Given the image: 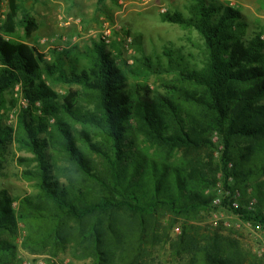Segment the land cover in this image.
Here are the masks:
<instances>
[{"label": "trees", "instance_id": "1", "mask_svg": "<svg viewBox=\"0 0 264 264\" xmlns=\"http://www.w3.org/2000/svg\"><path fill=\"white\" fill-rule=\"evenodd\" d=\"M162 18L195 29L205 57L198 67L180 49L169 48L166 64L154 66L144 55L148 73L178 75L168 95H152L137 85L126 92V77L104 42L79 50L89 67L79 69L78 58L71 57L75 49H54L49 59L16 37L24 28L30 38L39 29L36 18L19 0H0V108L5 93L21 85L29 105L21 110L16 140L34 154L36 166L24 174L37 178L39 188L21 199L18 211L8 191L0 190V237L16 234L19 220L30 230L39 222L44 228L35 235L38 243L49 239L62 248L75 243L84 257L109 264L116 251L125 261L127 251L148 248L149 239L166 229L162 222L171 229L180 223L177 264H264L221 228L195 223L214 208L209 190L221 180L230 189L231 176L242 175L244 183L264 177V30L247 36L241 12L221 8L218 1L197 0L189 14L169 10ZM48 79L83 87L94 111L82 109L80 89L61 95ZM65 117L84 128L71 129ZM95 130L101 140L94 141ZM75 133L84 145H77ZM12 136L13 129L0 122V147ZM49 144L70 163L61 172L67 184L52 174ZM238 160L242 171L229 167ZM255 191L254 210H231L264 226V180ZM13 249L0 242V264H9L3 259Z\"/></svg>", "mask_w": 264, "mask_h": 264}, {"label": "rangeland", "instance_id": "2", "mask_svg": "<svg viewBox=\"0 0 264 264\" xmlns=\"http://www.w3.org/2000/svg\"><path fill=\"white\" fill-rule=\"evenodd\" d=\"M197 0H19L39 23V29L26 39L24 28H19L17 38L25 39L35 45L41 52L48 54L49 59H54L53 50H72L71 57L78 58L79 69L90 66V60L81 51H92L96 42H104L107 49L113 54L117 65L125 75V90L131 92L137 85L139 90L148 89L152 95L159 93L168 95L167 86L175 82L178 75L174 72L148 73L144 64V55L151 58L154 66L166 64V49L181 50L186 57L198 67L204 59L203 40L195 29L184 28L178 24L164 21L162 15L169 10H181L189 14L190 5ZM218 1L221 8L231 7L241 12L247 23V36L264 30V0H207ZM7 2H5V7ZM264 38V33L262 34ZM129 66L123 64V62ZM136 71V72H134ZM134 72V73H133ZM48 82L61 94L68 93L70 88L81 91L80 105L84 111H94L93 97L86 95V90L79 86H69L56 83L50 79ZM92 98V99H91ZM29 102L23 92L22 86L17 85L5 93V103L0 108V122L3 126L13 129L12 138L0 147V190L6 189L14 199L13 207L16 211L20 208L23 197L36 194L37 178L26 177V170L34 169L36 162L34 154L23 148L16 140L19 128L21 110ZM36 106L40 107L37 102ZM40 114V110L37 111ZM71 129H82L79 122L74 123L68 117ZM54 118L50 123H54ZM50 130L52 126L49 127ZM101 132H93L94 141L101 140ZM45 136V133L40 135ZM78 146L84 145L82 136L75 133ZM213 140L219 143L215 134ZM52 145H48L46 153L50 159L52 174L62 184H67V179L61 175L66 167H71L66 160L64 152ZM91 156V154H89ZM52 157V158H50ZM97 166H102L101 158L93 156ZM234 163V162H233ZM230 163L231 169L242 171L243 166ZM242 176V175H241ZM236 179L231 176L228 180V189L222 180L210 192L215 194L214 208L201 214V221L195 222L202 227L221 228L224 235L237 239L246 254L252 259L264 263V226L240 217L229 207L230 200H236L239 208L254 210L259 202L258 193L255 191L256 183L263 181L251 179L242 182V177ZM220 197L222 205L215 203ZM226 203V205L224 204ZM167 221V220H166ZM166 228L149 239L148 248L137 251H127L126 260L120 257V251L112 255L109 264H177L180 255L177 253V240L181 234V224H175L171 229L168 222H162ZM29 225L21 220L18 222L16 234L6 233L1 235L0 242L3 246H14V249L3 260L9 264H101V260L94 257H84L75 243L65 248L56 246L49 239L38 243L35 237L43 224L39 222ZM33 239V240H31ZM3 252L0 251V259ZM106 264V262H104Z\"/></svg>", "mask_w": 264, "mask_h": 264}, {"label": "built area", "instance_id": "3", "mask_svg": "<svg viewBox=\"0 0 264 264\" xmlns=\"http://www.w3.org/2000/svg\"><path fill=\"white\" fill-rule=\"evenodd\" d=\"M215 203L218 204V205L219 204L222 205L223 201H221V198L218 197V198L215 199ZM229 205H230L229 207H231L232 209H235V208L238 207V202L236 200H230Z\"/></svg>", "mask_w": 264, "mask_h": 264}]
</instances>
